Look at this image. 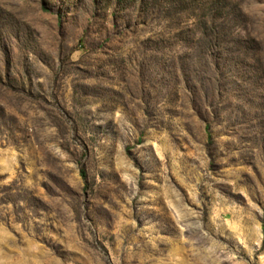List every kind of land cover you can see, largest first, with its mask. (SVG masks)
I'll use <instances>...</instances> for the list:
<instances>
[{
	"label": "rangeland",
	"instance_id": "1",
	"mask_svg": "<svg viewBox=\"0 0 264 264\" xmlns=\"http://www.w3.org/2000/svg\"><path fill=\"white\" fill-rule=\"evenodd\" d=\"M0 264H264V0H0Z\"/></svg>",
	"mask_w": 264,
	"mask_h": 264
},
{
	"label": "trees",
	"instance_id": "2",
	"mask_svg": "<svg viewBox=\"0 0 264 264\" xmlns=\"http://www.w3.org/2000/svg\"><path fill=\"white\" fill-rule=\"evenodd\" d=\"M209 23L211 25H213V27L216 24V22L214 20L210 21ZM206 28H207V23H206ZM251 41H252V44L254 43L253 46H254V48H256V52H261L263 49L262 41L258 40L257 38H254ZM246 43H248V42H246ZM81 174H82V177L85 179V177H86L85 173L82 172Z\"/></svg>",
	"mask_w": 264,
	"mask_h": 264
}]
</instances>
